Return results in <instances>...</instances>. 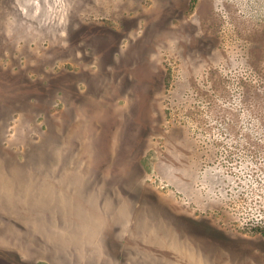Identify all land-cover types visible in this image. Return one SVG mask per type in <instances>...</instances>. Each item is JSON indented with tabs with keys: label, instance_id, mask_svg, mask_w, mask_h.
<instances>
[{
	"label": "rangeland",
	"instance_id": "obj_1",
	"mask_svg": "<svg viewBox=\"0 0 264 264\" xmlns=\"http://www.w3.org/2000/svg\"><path fill=\"white\" fill-rule=\"evenodd\" d=\"M0 264H264V0H0Z\"/></svg>",
	"mask_w": 264,
	"mask_h": 264
}]
</instances>
